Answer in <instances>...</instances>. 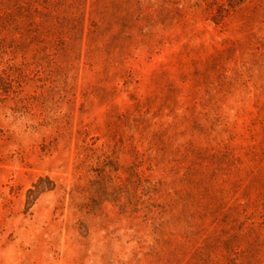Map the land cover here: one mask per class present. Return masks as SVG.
I'll list each match as a JSON object with an SVG mask.
<instances>
[{"label": "rangeland", "instance_id": "374dc122", "mask_svg": "<svg viewBox=\"0 0 264 264\" xmlns=\"http://www.w3.org/2000/svg\"><path fill=\"white\" fill-rule=\"evenodd\" d=\"M0 264H264V0H0Z\"/></svg>", "mask_w": 264, "mask_h": 264}]
</instances>
